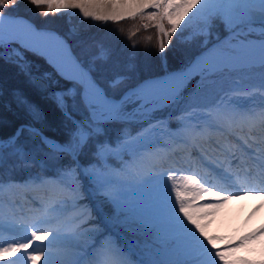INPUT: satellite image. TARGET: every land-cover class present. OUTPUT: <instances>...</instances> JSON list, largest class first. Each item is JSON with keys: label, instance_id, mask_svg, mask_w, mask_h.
<instances>
[{"label": "snow or ice", "instance_id": "1", "mask_svg": "<svg viewBox=\"0 0 264 264\" xmlns=\"http://www.w3.org/2000/svg\"><path fill=\"white\" fill-rule=\"evenodd\" d=\"M28 2L45 8L44 16L78 10L83 19L93 23L140 21L144 29L157 30L160 54L178 31V39H185L183 33L199 21L197 35L204 37V52L185 71L146 79L119 97L111 96L75 61L69 65L51 54L67 53L65 41L57 34L28 25L13 29L19 18L6 10L14 8L16 0H0V49L18 45L11 47V52L19 60L24 59L21 49L45 55L60 75L73 83L55 97L72 125L67 140L50 139L29 128L40 138V146L28 150L20 143L23 127L0 139V166L13 156L20 167H31L37 163L36 151L46 150L45 159L38 163L47 167L51 162L57 169L55 178L36 175L23 185L0 177V194L17 186L36 189L54 184L63 197L29 206V216L19 221L6 219L0 212V264H131L111 238L94 242V229L75 225L70 232L65 231L66 224L75 222L63 219L62 206L79 200L84 180L107 200L115 218L135 238L132 243L147 257L139 264H264V260L256 262L237 255L247 245L264 239V226L222 247L217 246L220 237L208 231L209 218L230 201L248 196L264 198V104L242 108L223 94L208 105L190 104L176 117L175 130L166 119L153 118L155 113L182 102V86L192 73L215 84L251 67L264 69V0ZM220 29L227 36L221 38ZM0 58L11 57L0 52ZM122 82L117 78L110 86L115 88ZM66 97H72L74 105L79 97L87 116L77 119ZM112 121L144 126L135 136H123L113 145L99 139L104 134L103 124ZM245 128L247 134L240 135ZM257 128L259 137L253 135ZM217 136L222 139H215ZM230 136L240 143H234ZM214 139L209 153L203 145L212 144ZM94 141L93 159L83 163L81 156ZM125 154L130 159L125 160ZM146 160L152 163L142 171ZM254 182L260 186L250 187ZM5 229L19 231L21 238L5 242Z\"/></svg>", "mask_w": 264, "mask_h": 264}, {"label": "rangeland", "instance_id": "2", "mask_svg": "<svg viewBox=\"0 0 264 264\" xmlns=\"http://www.w3.org/2000/svg\"><path fill=\"white\" fill-rule=\"evenodd\" d=\"M61 13L66 14V16L68 17L69 20H71L73 18L74 14H77V15H79L80 18H82L80 16L78 10H70V12L62 11ZM71 28L74 31H76V27L74 25H72ZM199 28H200V22L194 21L188 27V29L183 33L185 39H178V37L181 35V33L179 31L177 34H175V36L177 37V40L179 43L190 42L192 40L199 39L198 43H199V47H200V52H202V51H204V46L201 43V41L204 39V37L197 35ZM189 36L192 37L191 40L187 39V37H189ZM256 39H258V37ZM11 47H15V45L14 46L12 45ZM11 47H8V49H7L8 54L16 57L11 52ZM167 48H172V44ZM89 65L93 66L92 64H89ZM206 84H211L209 79H205V78L201 77L198 81L195 82V85L192 88L193 91L191 90L189 93L182 94L184 92L183 91L184 89H182V92H181L182 102L178 105H175V106L170 107V108H165L162 111L155 113L153 118L154 119L155 118H162V119L169 118L167 120V122L169 124L170 122H172V120L177 121L176 117L173 115L176 114L177 112H179L180 111L179 109H186L190 104H198L201 106L208 105L210 103H213L218 95L228 94L230 96L231 95L232 96H248V95L254 94V93L264 95V69H261L259 66H255V67H251V68H248V69L240 71V72L232 73V74L226 76L225 78L221 79L218 83H215L214 86L211 87L208 92H206L203 89H200V90H202L203 93L200 94L199 96H194V95H198L200 93V90H196V89L205 87ZM184 86L185 85H183V87ZM188 86H190V83L188 84ZM59 92H61V91H57L54 94V96L56 97V94ZM234 92H238L239 94L233 95ZM66 99L68 100L69 107L73 109L74 116L77 119L85 118L87 116L86 110L78 102L77 98H76L75 105L73 104V98L72 97H70V98L66 97ZM180 113H178V114H180ZM76 114H80V116H77ZM64 116H65V112H64ZM131 124H133V126H135V124H140V123H137V122L126 123V122L122 121L121 129L118 132L119 137H117V138L115 137L116 139H114L112 141L107 140V138H102V141H107V142L114 145L123 136H126V135L135 136L136 132L130 131V125ZM175 124L176 125L174 127H172L173 130H175L178 127V123H175ZM69 125H70V123L68 121L65 125L66 128H68ZM169 126H170V124H169ZM231 138H232V136L229 137V139H231ZM205 150L210 153L209 148H206ZM124 159L128 160V159H130V157L127 154H125ZM110 162L113 163L117 167L119 166V162L115 159H111ZM150 165H142L141 170L147 171L150 168ZM42 167H44V166H42ZM31 170H32L31 172L26 173V178H19L18 177L16 179H14L18 182V185H23L25 180H28L29 177H33L36 175H39L42 178H55L56 175L52 176L49 174H51V173L57 174V169H55V168H53V169L47 168L44 171V170H40L38 167V170H36L35 166L33 165V166H31ZM201 172L203 173L202 169H201ZM69 183H70V181H69ZM87 183H88L87 180H84L81 182V184H80V198L75 204H73L72 202H68L62 206L63 219L65 221H67V219L69 218L68 222H73V221L75 222L74 224H72V223L66 224L65 225V231L69 232L71 230V228L74 227L75 225H79L83 229H88V228L94 229V232H93V241L94 242L98 243L99 241H101L102 239H104L106 237L111 238L117 245H119L124 250L125 255L127 256V259L129 261H131V264H139V262L141 260L147 259L146 256H138L135 254L134 249H133V245L130 241H128L126 243V240H125L126 236L121 231V229L119 228L120 222L115 218V214H113L114 213L113 211L110 213H106V214L104 212L100 211V214H98L97 208H96V210L94 209L95 207L90 202V199H88L89 187H88ZM54 186L57 187L54 184H46V185L41 186V188L46 189L47 194H49V192L52 191L51 188ZM22 189H24V190H22ZM29 190H33V189H31V187L17 186V187H13L10 190L6 189L2 194H0V212L3 213L5 218L8 217L7 212H12V208H13V210H16L15 213L17 215H18V213L19 214L23 213L24 216H29V212H28L29 206L38 204L40 201L54 202V201H58V200L63 198L62 195H60L61 190L58 189V187H57L55 189V191H56L58 198L56 197V199H53L54 201H50L49 200L50 198L45 199V198H48L47 196L32 195L30 202H28V207H26L24 204L26 203L25 199L28 196L27 194H28ZM91 196H92V199L95 203H99L100 200L107 202V200L104 197H102L101 195H99L97 193L92 194ZM18 199H21V200L18 202ZM7 206H11L12 208L7 210ZM23 215H20L19 218H15L13 220L19 221L21 219H24V218H22ZM85 215H86V218H85ZM239 232H240V228L235 227L230 236L232 238H236L238 235H240ZM21 235H22V233H20L19 231H12V233L9 234L8 236L11 239H17V238H20ZM3 239H5V242H7L6 237H3ZM29 251H31V250H29ZM237 255L240 257H244L246 259H249V260L259 262V256L257 254V251L255 249L250 248V247L242 249L239 253H237ZM84 258H86V257H84ZM13 259H16V258H13Z\"/></svg>", "mask_w": 264, "mask_h": 264}, {"label": "trees", "instance_id": "3", "mask_svg": "<svg viewBox=\"0 0 264 264\" xmlns=\"http://www.w3.org/2000/svg\"><path fill=\"white\" fill-rule=\"evenodd\" d=\"M18 10L20 13H29L30 11L40 16L44 20H37L38 24H45L53 27L60 26L58 29L63 31L65 24L64 16H59L56 13L49 14L43 17L44 8H36L30 4L27 0H16ZM44 21L45 23H41ZM56 24H55V23ZM82 32L79 36L71 38L72 43L76 47V42L83 40V37L88 40H96L103 32L109 39L122 38L126 36L124 32H128L127 36L131 39H135L139 55L137 57V64L139 69L142 67V71L145 73V77L156 74V53L154 46L156 44V37L153 34L149 37L148 33L139 31L131 21L126 20L120 23H108L104 26H93L91 24L82 25ZM121 31V32H119ZM133 33H135L133 35ZM75 38V39H74ZM147 41V42H146ZM77 48V47H76ZM32 57L40 59L36 54L32 53ZM47 66V65H46ZM48 67V66H47ZM49 68V67H48ZM159 70H161L159 68ZM133 78L130 84L135 83L138 79L136 75H132ZM142 76V77H144ZM141 77V78H142ZM47 80L40 74L32 75L28 74L19 64L7 62L4 58H0V86L2 87L0 97V136H6L10 134L18 124L22 122H30L47 133H51L54 121V109L55 104L47 96V90L50 88L46 83ZM59 82L63 86H66V80L59 78ZM34 106L38 112L37 118H33L26 112V107ZM28 131H24L27 133Z\"/></svg>", "mask_w": 264, "mask_h": 264}, {"label": "bare ground", "instance_id": "4", "mask_svg": "<svg viewBox=\"0 0 264 264\" xmlns=\"http://www.w3.org/2000/svg\"><path fill=\"white\" fill-rule=\"evenodd\" d=\"M24 25L33 26L28 21L24 19H19L17 24L13 25L12 27L13 29H17L20 26ZM58 36L60 37V35ZM189 66L186 69L167 72L163 76L169 73H179L185 71L189 68ZM194 75L196 74L192 73L190 74V77ZM188 79H186L185 82ZM229 97L232 103H234L235 105H239L242 108H248L252 105H255L257 108H259L261 104H264V95L258 93H254L248 96L229 95ZM135 127V132L137 133L142 128V124H136ZM239 134L245 135L244 133ZM253 135L258 137L260 135L259 129H256ZM151 163V161L146 160L142 165H150ZM250 185L251 187H254L253 184ZM209 220V234L220 237V240H218L217 245L218 247H222L224 245L229 244L230 242H234L240 236L258 230L260 227L264 226V198H261L259 196H248L241 199L232 200L223 209H221L216 216L209 218ZM235 227L240 228V235H238L236 238H232L230 235ZM249 247L257 251L259 261L264 260V239L255 241L247 245L246 248Z\"/></svg>", "mask_w": 264, "mask_h": 264}, {"label": "water", "instance_id": "5", "mask_svg": "<svg viewBox=\"0 0 264 264\" xmlns=\"http://www.w3.org/2000/svg\"><path fill=\"white\" fill-rule=\"evenodd\" d=\"M59 54V53H58Z\"/></svg>", "mask_w": 264, "mask_h": 264}]
</instances>
